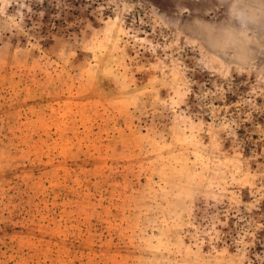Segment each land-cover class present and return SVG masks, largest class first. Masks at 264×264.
Wrapping results in <instances>:
<instances>
[{
    "label": "rangeland",
    "instance_id": "374dc122",
    "mask_svg": "<svg viewBox=\"0 0 264 264\" xmlns=\"http://www.w3.org/2000/svg\"><path fill=\"white\" fill-rule=\"evenodd\" d=\"M0 264H264V0H0Z\"/></svg>",
    "mask_w": 264,
    "mask_h": 264
}]
</instances>
